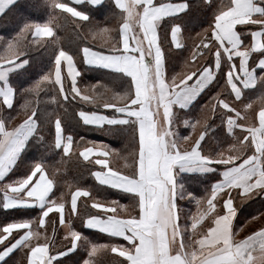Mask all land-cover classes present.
<instances>
[{
	"label": "snow or ice",
	"instance_id": "snow-or-ice-1",
	"mask_svg": "<svg viewBox=\"0 0 264 264\" xmlns=\"http://www.w3.org/2000/svg\"><path fill=\"white\" fill-rule=\"evenodd\" d=\"M16 2L0 0V14L11 10ZM208 3L211 5V0ZM112 6L118 9L116 14L120 18L115 29L92 25L90 13L79 10L103 8L104 0H49L45 21L24 22L16 37L8 40L0 37V207L38 208L41 227L44 218L56 211L60 224L67 228L65 239L70 237L69 247L56 250L55 229L50 237L46 230L33 227L36 221L32 219L4 222L0 225V245H3L0 264H6V257L16 249L28 250L27 264H65L62 258L80 246L85 247L87 258L77 264H99L96 257L103 252L118 253L123 258L121 264H264V227L237 238L243 225H234L239 211L234 200L264 198V96L254 115L249 114L253 102L245 103L243 99L246 90L257 86L264 90V0H228L216 8L207 27L197 34L199 42L191 48V61L198 66H188L186 61L187 71L172 75H168L163 41L170 34L169 44L176 49L185 48L186 25L182 22L192 11L190 0H112ZM61 18H70L77 29L82 24L91 25L89 32L93 40H100V45L80 49L84 63L126 80L123 92L105 98L95 85L91 86L90 94L77 86L81 73L74 55L58 46ZM29 34L33 43L50 38L47 42L56 51L52 66L24 92L38 97L51 87L57 89L65 102L95 105L96 110L78 111L85 125L130 131L136 142L135 150L128 156H121L117 149L106 144L97 147L92 143L79 151L86 162L91 154L100 152L104 158H96L94 163L101 168L91 175L100 185L128 194L132 202L133 211L124 215L128 205L119 201L93 198L82 187L72 193L70 213L77 214L80 197L90 198L91 207L98 211L86 216L85 227L106 234L109 242H93L75 230L71 221L65 223V202L55 198L54 193L58 169L50 174L49 166L40 159L24 175L15 179L9 175L15 174L33 139L43 140L39 129L49 122L47 117L41 120L37 116V108L30 100L20 105L26 118L15 126H10L15 117L3 115L5 109L14 108L17 92L10 77L29 70L30 60L23 43ZM208 56L212 59L207 60ZM200 60L204 63H199ZM220 79L243 106L238 108L219 93L208 101L213 112L217 105L227 110L221 119L226 117V132L234 140L229 144L228 154L224 150L214 154L205 150L202 142L210 127L206 115L195 121L183 120L192 133L198 125L203 129L190 146H184L192 136H181L177 131L179 112L190 109ZM100 109L112 112L105 114ZM73 139L65 133L57 115L53 147L67 155L73 150ZM110 153L126 161L123 169L109 166ZM185 174L201 177L218 174V178L208 194L200 197L185 187ZM184 200L195 203L194 213H184L180 205ZM260 216H264V210H258L249 220ZM117 238L128 244L112 242Z\"/></svg>",
	"mask_w": 264,
	"mask_h": 264
},
{
	"label": "trees",
	"instance_id": "trees-1",
	"mask_svg": "<svg viewBox=\"0 0 264 264\" xmlns=\"http://www.w3.org/2000/svg\"><path fill=\"white\" fill-rule=\"evenodd\" d=\"M48 2L49 0H18L11 10L0 16V37L6 40L16 37L24 22L45 21L49 14V8L47 7ZM222 2H224V0H211V5H209L207 0H190L192 11L189 17H186L183 21L187 29L185 48L169 51L172 66L176 68L182 66L185 62L186 54L192 44V33H188V31L191 29L197 30L201 25H206L207 21L211 19L213 11L218 8ZM88 12L91 16L92 25H108L114 29L118 28L120 20L119 16L116 14L118 13V9L112 6V1H106L105 7L103 8L89 7ZM59 24L60 27L57 29L58 46L69 51L77 60L78 66L81 69L79 82L81 87H83L82 90L90 94L91 86L95 85L96 91L103 93L105 98H111L116 92L124 91L125 83L123 81L113 78L111 76L112 74L107 70L92 68L84 63L80 49L84 46H96L99 48L100 45V40H93L92 34L89 32V27L91 25L82 24L81 27L77 29L70 18H61ZM33 39L31 34H29L28 39L23 41L27 57L30 60L28 72L22 73L19 76L13 74L10 77V82L13 87L16 88L17 92L14 99V108L12 110L7 109V113L11 114L13 117L19 114L24 116L25 112L20 108V105L23 104L25 100H30L33 101L34 106L37 108V116H39L41 120L47 117L49 122L43 124L39 129V135L43 137V140L41 141L38 138L33 139L30 147L18 162V167L14 170L15 174L13 175L10 173V177L15 179L18 176L24 175L34 161L43 159L49 166L50 174L52 171L58 169L55 173L57 183L54 193L55 197H62L64 202L69 200L72 192L77 187L89 190L93 198H98L102 201H122L126 199L125 193L100 185L98 181L95 180L91 173L99 169V166L94 163V160H89L87 162L83 161L79 156V151H81L84 146L92 145V143H102L108 145L109 148L117 149L121 155L127 148H132L136 145L131 132L123 129L110 128L107 125L102 128L85 125L78 117V111L81 108L85 111L96 110L95 105H90L81 101L65 102L56 88H45L39 93L38 97L25 93L24 89L31 86L48 70L56 51L54 46L47 42L50 38H42L41 43H33ZM23 58L22 56L21 59ZM36 61H38L39 65H37ZM53 97L56 99L53 100ZM109 110L100 109V111ZM57 115L61 118L65 126V133L71 134L74 138L73 150L67 155L63 154L61 150H56L53 147L54 119ZM216 132L217 131L214 133ZM211 135L213 134H209V137L205 138L204 144L207 151H210L208 150L210 149L208 146L212 145L214 141ZM80 137H84L85 140L81 141ZM211 150H213V147H211ZM112 155L113 159H111V163L114 161V166H121V158L111 153V156ZM209 178L212 179V177ZM213 178H218V174H215ZM0 203H2V201H0ZM91 203L92 200L90 198H81L78 203L77 214L73 216L70 214V218L65 215V218H67L68 222L71 221L72 227H75V230L88 235L89 240L93 242H109V237L103 234L93 233V231H88L85 228L84 221L86 216L97 212L96 209L91 207ZM65 207L67 212H69L67 206ZM28 214L29 213L26 214L27 217H23L20 211L5 210L0 207V225L4 222L26 219L29 217ZM45 223L48 230L53 227L56 229L57 226L61 225L59 217L56 215H50ZM66 235L67 232L61 230L59 238L55 239L56 250L70 246V239L63 238ZM117 240L119 239L117 238L112 242H116ZM2 247L3 245H0V249ZM85 255H87L86 249L81 246L80 249L75 251L72 258H81ZM96 259L99 264H121L123 258L119 257L118 253L103 252L99 253Z\"/></svg>",
	"mask_w": 264,
	"mask_h": 264
},
{
	"label": "crops",
	"instance_id": "crops-1",
	"mask_svg": "<svg viewBox=\"0 0 264 264\" xmlns=\"http://www.w3.org/2000/svg\"><path fill=\"white\" fill-rule=\"evenodd\" d=\"M106 1H108V0H104V3ZM110 1H112V0H110ZM226 3H228V0H224V2H222V4H226ZM73 6H77V5L73 4ZM88 8L89 7L82 8L79 10H87L88 11ZM1 15L2 14H0V16ZM165 27H166V25H165ZM206 27H207V24L201 25L199 27V29H197V30L191 29L188 31V33H192L191 34L192 35V44H191L190 49L188 50V53L186 54V59H185V62L187 61L188 66H198L195 64V62L191 61V48L194 44L199 42L200 36L197 34L201 33L202 30ZM239 28H240V26H238V30H239ZM253 30H255V29H253ZM186 33H187V29L184 27L183 36H184L185 42L187 40L186 39L187 38ZM169 40H170V34H169V39L163 41V46L165 47L166 55L168 56V62H167L168 75H172L174 73H182L184 71H187V67L185 65V62L182 66H179L176 68L174 66H172L171 55L169 54V51L175 50L176 48L174 47V45L169 44ZM246 43H249V41H246ZM256 55H257L256 53L253 54L254 57ZM74 59H75V57H74ZM206 59L211 60L212 57L208 56V57H206ZM75 62H76L77 68L79 69V71L81 73V69L78 66L76 59H75ZM199 63H204V60H200ZM250 63H251V60H250ZM111 76L115 79L123 81L125 83V89H126V87H127L126 80H122L117 74H112ZM80 77H81V75L77 78V86L82 89L83 87H81L80 82H79ZM65 84L66 85L68 84V80H65ZM216 93H219L221 98L227 99L229 102L234 103L238 108L242 109L243 106L240 104V102L235 101L234 96H232L230 94V89L226 86L225 81L223 79H220L219 83L214 82L213 85H211L209 87V89H206L205 92L202 93L201 96L198 98V100L196 102H194L193 106L190 109L182 110L179 112L178 120H177V124H178L177 131L179 132V134L181 136L191 134L192 140L186 141L185 145H184L186 147L190 146L192 141L195 140L199 136L200 131L203 129L200 125H198L196 128V131L194 133H192L191 129L183 124V120L190 119V120L195 121L196 119L201 118L202 115H206L208 117V125L210 126V128H209V131L206 133L205 138L209 137V134H213L211 136H212V139H214L213 144L208 146L210 148L208 150H210V152H212L213 154L220 151V150H224L225 154H228L229 144L233 143L234 140H233L232 136L226 132V122H225L226 117H225V120L221 119V117L224 116L225 113H227V110H222L221 107L219 105H217L215 112H213V110L211 109V104L208 103L210 97ZM262 96H264V90H262L259 86H257L255 89H250V90L245 91V97L243 98L244 102L245 103L253 102V109L250 110V112H249L250 115H254L256 112L259 111V108L261 106V97ZM206 104H207V106L204 107ZM103 112H105V114H110L112 112V110L103 111ZM214 123H218V124H214ZM215 131H217V132L214 133ZM236 131H237V134L239 135V130H236ZM202 143H204V142H202ZM101 144L102 143H100V144L95 143V145L97 147H99ZM89 146H92V145H89ZM211 147H213V150H211ZM135 148H136V145L132 148H127L125 150V152L123 154H121V156H128V153L134 151ZM103 150H107V149H103ZM96 158H104V157L101 155L100 152H96V153H93L90 155L89 160L95 161ZM108 159H109V166L110 167L114 166L113 163H111V159H113V155L111 156V153H110ZM130 161H131V159L129 156L128 162H130ZM125 162L126 161L124 159H121V166H118V167L123 168ZM98 166H99V169H97V170H100L101 166L100 165H98ZM185 176H186L185 187L188 188L190 191H193L194 194H196L197 196H200V197H205L208 194V191L210 190V186L215 180V178H213L215 176L214 174H208L207 176H204V177L197 176L196 174H192V175L185 174ZM209 177H212V179H210ZM117 191H119V190H117ZM125 195H126V199H124L122 201L121 200H116V201H119L122 204L128 205V211L124 213V215H128L130 212L133 211V208H132V202L129 199V195L128 194H125ZM234 195H235V193H234ZM55 198H57V197H55ZM81 198H85V197H80L78 199V203H79ZM217 199L220 200L221 198L218 196ZM70 200H71V197L69 198V200H67L65 202V206H67V208L69 210V212H67V210H66V216L67 217L69 216L68 218L73 216V214L70 213ZM262 200H264V198H262L260 196H256L253 200H247V201H243V202H241L239 199L234 200V205L239 206V211L237 213L236 219L234 220V225L235 226L243 225V231L239 232V235L237 238H242L243 236L247 235L251 231H254L260 227H264V216H260L256 220H249V217L252 215H255L258 210H264V207H262ZM111 201H113V200H111ZM180 205L183 208L185 214H187L189 212L194 213L196 211V205L192 201H189V200L180 201ZM10 210L20 211L21 215L23 217H27L26 214L29 213L28 214L29 217L26 219H32V220L36 221V223L33 225V227H40L41 231L46 230L50 237L53 236V229H55L54 227L48 230V227L45 225L46 223L44 224L45 226L44 225L42 227L39 226L40 211L38 208H28V209L17 208V209H10ZM217 211H220V209L218 208ZM55 212L56 211H53L52 213L49 214V216L50 215L58 216L57 214H55ZM70 214H71V216H70ZM94 214H96V213H94ZM44 219L47 222L49 217H46ZM204 223H205V225H207L208 220H206ZM60 226L61 227H57L55 229L56 235H54V240L59 238L61 230H63L64 232H67V228L65 227V225H60ZM73 228L75 229V227H73ZM86 229L88 231H93V233H96V234L99 233V234H103V235L107 236L106 234L101 233L97 230H92V229H88V228H86ZM83 235L88 237V235H86L85 233ZM63 238H65V237H63ZM9 239H11V238H9ZM69 239H70V237H69ZM118 239L119 240H117L116 243H120V244H124V245L128 244V242L123 240V238H118ZM106 242L107 241H105V242L103 241L101 243H106ZM80 248H81V246L78 247L77 249H80ZM27 251H28L27 249H16V250H14L8 257H6V264H27ZM75 251L73 253H71L69 256L62 258V259H64L65 264H77V262H82V259L87 258V255H85L84 257H81V258H79V257L72 258V255L75 254Z\"/></svg>",
	"mask_w": 264,
	"mask_h": 264
},
{
	"label": "rangeland",
	"instance_id": "rangeland-1",
	"mask_svg": "<svg viewBox=\"0 0 264 264\" xmlns=\"http://www.w3.org/2000/svg\"><path fill=\"white\" fill-rule=\"evenodd\" d=\"M36 63H37V65H39V63H38V61H36ZM52 66V62H50V65H49V68ZM8 112V110L7 109H5V111L3 112V115L4 116H9V115H11V114H8L7 113ZM15 117V119H12L11 120V124H10V126H15L16 124H18L23 118H26V116L24 115H21V114H19V115H17V116H14ZM113 164H114V161H113ZM60 199H62L63 200V198L62 197H58V200H60ZM108 202H111V201H108ZM119 210V209H118ZM55 214H57L58 215V217H59V213L58 212H55ZM65 215H66V208H65ZM65 223L67 224L68 223V220H67V218H65ZM57 227H61V226H57ZM56 227V228H57ZM60 230V229H59ZM67 246V245H66ZM64 247V246H63Z\"/></svg>",
	"mask_w": 264,
	"mask_h": 264
}]
</instances>
